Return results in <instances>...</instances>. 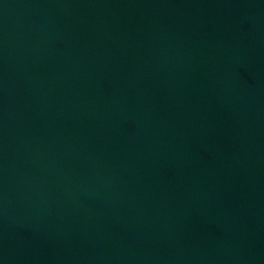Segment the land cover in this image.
Masks as SVG:
<instances>
[{
	"label": "water",
	"instance_id": "obj_1",
	"mask_svg": "<svg viewBox=\"0 0 264 264\" xmlns=\"http://www.w3.org/2000/svg\"><path fill=\"white\" fill-rule=\"evenodd\" d=\"M0 264H264V0H0Z\"/></svg>",
	"mask_w": 264,
	"mask_h": 264
}]
</instances>
